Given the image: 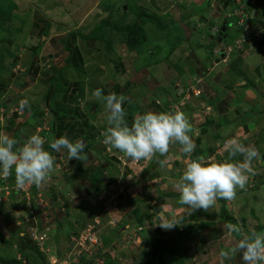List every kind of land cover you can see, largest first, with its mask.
Here are the masks:
<instances>
[{
    "label": "crops",
    "instance_id": "0c3cea01",
    "mask_svg": "<svg viewBox=\"0 0 264 264\" xmlns=\"http://www.w3.org/2000/svg\"><path fill=\"white\" fill-rule=\"evenodd\" d=\"M5 1L14 7L9 20L0 17V132L20 144L38 134L57 159L41 187L18 188L14 170L7 178L0 172V258L16 264L44 258L32 234L45 236L42 244L58 257L72 236L97 222L101 236L135 235L103 260L133 264L154 240L173 243L166 264H219L228 223L264 231V0ZM135 25L141 31L129 49L125 27ZM97 88L128 98L129 126L148 111L184 112L194 129L192 158L226 159L228 139L254 145L255 175L234 200L189 216L174 189L187 159L180 145L168 154L171 168L157 158L123 167V154L103 143L107 121L93 96ZM24 99L30 107L20 109ZM65 134L85 143L86 160L49 147ZM172 213L180 225H156ZM225 264H243L241 254Z\"/></svg>",
    "mask_w": 264,
    "mask_h": 264
},
{
    "label": "clouds",
    "instance_id": "9594fccd",
    "mask_svg": "<svg viewBox=\"0 0 264 264\" xmlns=\"http://www.w3.org/2000/svg\"><path fill=\"white\" fill-rule=\"evenodd\" d=\"M93 96L101 101L106 113L107 128L102 133L103 143L118 150L124 157L133 162L157 158L162 168H171L168 154L173 145H180L179 152L187 159L182 174L174 181V189L179 193V204L186 206L189 216L200 209L209 211L218 200H234L237 189H244L250 176L255 175L253 161L259 159L260 153L254 145L245 146L237 139H228L223 145L228 153L226 159L192 158L196 150L192 138L194 129L184 112L148 111L136 116L129 126L123 107L127 97L114 92L103 95L99 88L93 92ZM19 106L20 109L30 107L29 101L21 100ZM44 144V138L38 134L31 135L20 144L8 133L0 132V172L7 178L14 170L18 188L33 184L43 186L55 171L57 159L45 150ZM49 147L58 154L66 150L68 160L87 159L83 152L85 143L82 140L73 142L66 134L52 139ZM237 157H242V160ZM180 224L176 214L172 213L170 218L162 217L156 225L169 230ZM226 228L224 246L218 253L219 264H225L226 260L237 254H241L243 264H264V231H245L238 223H228Z\"/></svg>",
    "mask_w": 264,
    "mask_h": 264
},
{
    "label": "built area",
    "instance_id": "2783aa9c",
    "mask_svg": "<svg viewBox=\"0 0 264 264\" xmlns=\"http://www.w3.org/2000/svg\"><path fill=\"white\" fill-rule=\"evenodd\" d=\"M213 32L216 33L217 28H214ZM239 43L240 41L237 44ZM228 51H230V49H228ZM215 53H220V50H216ZM194 92V95H199V91ZM187 100L188 99L186 98L181 101L179 105H185ZM171 107L178 110L177 104L172 105ZM118 160L121 162L123 167H128L127 162H130L134 166L139 164V161L133 162L130 158L124 157L123 155L119 156ZM255 185L256 184L251 183L250 187L253 188ZM41 204L43 203L41 202ZM101 234L102 233L97 222L87 224L83 229L70 238L69 249L62 254H59L58 257L55 255L51 256L49 247L42 244L45 236L38 237L35 234H32V240L36 242L38 250L45 257V264H80L81 262L87 260L92 261L93 264H103V254L111 252L115 253L116 251L123 249L133 241L135 236L132 232L122 231L118 238L106 246L103 243Z\"/></svg>",
    "mask_w": 264,
    "mask_h": 264
},
{
    "label": "trees",
    "instance_id": "16d2710c",
    "mask_svg": "<svg viewBox=\"0 0 264 264\" xmlns=\"http://www.w3.org/2000/svg\"><path fill=\"white\" fill-rule=\"evenodd\" d=\"M14 6L11 4H7L5 0H0V17H4L5 14H7L6 20L10 19L11 10ZM1 19V18H0ZM141 31V28L138 26H131L129 28L125 27V32H127L126 36V44L129 49H134L137 46V32ZM120 231H113L111 234L108 233V235H102V240L105 245L109 243V240H114L115 238L119 237ZM109 237V238H108ZM107 239V240H106ZM109 239V240H108ZM165 245V248L163 246ZM162 245H160L158 242H155L154 240H148L145 242L144 247L141 249V251L136 255L135 262L133 264H166V255L167 252L170 253L167 249H169V246L173 243L164 242ZM158 246V247H157ZM167 248V249H166ZM36 257V263L33 264H44V258L38 254L34 256V259ZM0 264H16L15 260H9V259H3L0 258ZM103 264H120L116 259L107 257L104 259Z\"/></svg>",
    "mask_w": 264,
    "mask_h": 264
},
{
    "label": "rangeland",
    "instance_id": "374dc122",
    "mask_svg": "<svg viewBox=\"0 0 264 264\" xmlns=\"http://www.w3.org/2000/svg\"><path fill=\"white\" fill-rule=\"evenodd\" d=\"M114 1H116V0H114ZM109 238V237H108ZM107 240V239H106ZM109 240V239H108ZM113 240H111V238H110V240H109V243L108 244H110L111 242H112ZM0 256H4L3 254H0ZM30 256H32V255H30ZM7 259H10V256L9 255H7ZM33 259V258H32ZM34 263H36V257H35V259H34Z\"/></svg>",
    "mask_w": 264,
    "mask_h": 264
}]
</instances>
